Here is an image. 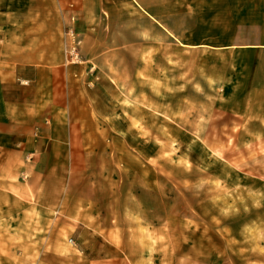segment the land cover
<instances>
[{
  "label": "rangeland",
  "instance_id": "374dc122",
  "mask_svg": "<svg viewBox=\"0 0 264 264\" xmlns=\"http://www.w3.org/2000/svg\"><path fill=\"white\" fill-rule=\"evenodd\" d=\"M162 2L177 30L162 21L158 45L135 1L114 37L133 27L145 45L94 47L84 82L107 154L82 178L88 217L51 210L44 264H264V14L250 0Z\"/></svg>",
  "mask_w": 264,
  "mask_h": 264
},
{
  "label": "crops",
  "instance_id": "0c3cea01",
  "mask_svg": "<svg viewBox=\"0 0 264 264\" xmlns=\"http://www.w3.org/2000/svg\"><path fill=\"white\" fill-rule=\"evenodd\" d=\"M131 3L159 36L153 45L161 42L162 21L177 30L162 0H0V264L48 261L50 239L59 235L50 230L51 210L54 217H88L94 189L82 178L106 157L107 123L92 115L84 81L92 77L94 47L145 45L133 27L114 37L115 22L132 21L133 10L125 12ZM250 7L264 14V0H250ZM67 28L79 40L83 65L69 61ZM255 28L264 41V22Z\"/></svg>",
  "mask_w": 264,
  "mask_h": 264
},
{
  "label": "built area",
  "instance_id": "2783aa9c",
  "mask_svg": "<svg viewBox=\"0 0 264 264\" xmlns=\"http://www.w3.org/2000/svg\"><path fill=\"white\" fill-rule=\"evenodd\" d=\"M65 33L67 36H69L71 40V46H70V59L69 61L72 63L81 64L83 62L82 56L79 53V40L76 39L74 30L72 28H67ZM91 72V71H90Z\"/></svg>",
  "mask_w": 264,
  "mask_h": 264
},
{
  "label": "bare ground",
  "instance_id": "6f19581e",
  "mask_svg": "<svg viewBox=\"0 0 264 264\" xmlns=\"http://www.w3.org/2000/svg\"><path fill=\"white\" fill-rule=\"evenodd\" d=\"M88 68H89V71H92L93 70V67L92 66H89Z\"/></svg>",
  "mask_w": 264,
  "mask_h": 264
}]
</instances>
